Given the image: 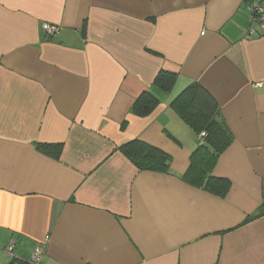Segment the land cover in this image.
Instances as JSON below:
<instances>
[{
  "label": "crops",
  "instance_id": "1",
  "mask_svg": "<svg viewBox=\"0 0 264 264\" xmlns=\"http://www.w3.org/2000/svg\"><path fill=\"white\" fill-rule=\"evenodd\" d=\"M252 0H0V264H264V35ZM50 24L52 32L43 28ZM161 70L176 75L155 90ZM193 82L232 142L187 183L199 137L171 106ZM153 89L148 116L131 113ZM141 139L171 156L138 169ZM40 143H62L59 160Z\"/></svg>",
  "mask_w": 264,
  "mask_h": 264
},
{
  "label": "trees",
  "instance_id": "2",
  "mask_svg": "<svg viewBox=\"0 0 264 264\" xmlns=\"http://www.w3.org/2000/svg\"><path fill=\"white\" fill-rule=\"evenodd\" d=\"M175 81V73L161 70L155 79L154 88L169 92L175 85ZM159 103L160 98L153 89H146L134 101L131 113L146 117L158 107ZM171 106L199 137L198 146L192 153L189 169L183 175V179L193 186L224 197L228 192L230 182L226 178L215 176L213 171L218 159L231 144L232 136L224 122L218 118L219 106L216 100L200 83L193 82L176 97ZM202 132L206 135L201 136ZM36 147L41 153L53 159L61 158L62 143H40ZM119 150L140 170L162 173L171 170V156L141 139H132L123 144ZM24 260L26 264H31L30 258Z\"/></svg>",
  "mask_w": 264,
  "mask_h": 264
},
{
  "label": "built area",
  "instance_id": "3",
  "mask_svg": "<svg viewBox=\"0 0 264 264\" xmlns=\"http://www.w3.org/2000/svg\"><path fill=\"white\" fill-rule=\"evenodd\" d=\"M250 11L252 13V17L257 19L260 23V33L264 35V0H252L249 4ZM43 28L46 31L52 32L56 28L50 24H44ZM206 133L202 132L201 136H205ZM43 254V247L38 246L34 252H32L30 256L31 264H41Z\"/></svg>",
  "mask_w": 264,
  "mask_h": 264
}]
</instances>
